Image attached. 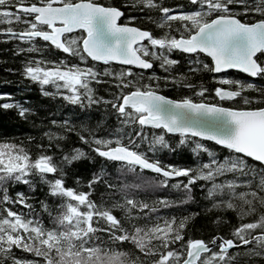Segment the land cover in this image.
I'll return each mask as SVG.
<instances>
[{"label":"snow or ice","instance_id":"snow-or-ice-1","mask_svg":"<svg viewBox=\"0 0 264 264\" xmlns=\"http://www.w3.org/2000/svg\"><path fill=\"white\" fill-rule=\"evenodd\" d=\"M187 4L184 10L164 0H0V41L20 42L13 55L25 56L21 77L38 85L42 96L82 112L102 105L116 121L113 131L99 136V124L52 119L57 131L42 132L47 142L36 143L34 153L0 143V264L264 261V0ZM145 22L159 34L140 26ZM173 53L185 61L183 72ZM154 62L163 75L152 70ZM233 70L248 79L229 75ZM205 74L212 88L205 86ZM94 85H105L108 95H98ZM10 96L0 93L9 98L0 109H15L22 119L34 114ZM68 133L113 162L114 176L101 167L85 181L70 177L65 165L85 152L64 151L60 142ZM187 145L194 157L207 159L180 166L157 158L162 150ZM198 181L207 182L198 186L209 209L235 214L237 223L226 234L193 236L190 222L197 213L157 215L173 201L147 198L170 186L183 196L175 203L183 204L192 200ZM210 223L228 220L218 215Z\"/></svg>","mask_w":264,"mask_h":264},{"label":"trees","instance_id":"trees-1","mask_svg":"<svg viewBox=\"0 0 264 264\" xmlns=\"http://www.w3.org/2000/svg\"><path fill=\"white\" fill-rule=\"evenodd\" d=\"M113 3H120V0H110ZM166 6L173 7L176 5H182L184 10H187L189 5L187 0H164ZM125 13L128 14V10L124 9ZM132 15L142 16L145 12H140L133 10ZM152 15L153 13H147ZM141 27L149 28L153 34H159V29L151 23L145 22L140 25ZM13 27H19L13 25ZM19 44L18 41L9 40L7 42L0 41V93H10V100L20 103L23 107L32 109L34 114H28L26 118H20L15 109H0V143L8 142L19 144L22 147L35 152L34 145L36 143H46V138H42L41 133L51 129L52 131H57V128L50 125L48 122L52 119L63 120L65 117L70 118L73 122H79L81 120H87L88 125L91 127L95 124H99L95 134L99 136H104L114 130L116 127L115 119L105 112L103 106H93L90 111L85 110L82 112L79 107L65 104L60 98L45 97L40 94L39 87L33 82H29L27 79L21 77L20 75V61L25 58L24 54L13 55V44ZM25 46V45H20ZM28 55H38V54H28ZM60 55V53H56ZM173 58L180 59L181 64L179 66V71L183 72L185 67V61L182 59L179 53H173ZM102 67V65H101ZM6 69H14L15 71H6ZM157 73V75H163L164 73L159 69L154 67L152 69ZM229 75H235L236 78L248 79L245 75L230 71ZM195 77L193 82H195ZM205 86L212 88L214 85L211 80L208 79L207 75H204ZM260 83V81H256ZM97 90L98 95L107 96L108 94L103 91L105 85H94ZM46 90L52 91V89L46 86ZM165 95H173L169 90L164 91ZM248 95H254L252 92H248ZM9 102V98H0V103ZM110 111V110H109ZM51 114V115H50ZM102 121V123H101ZM151 131V132H150ZM134 134V133H133ZM148 134L151 136L152 130L148 129ZM29 137L32 139L29 140ZM64 151H69L72 148H80L85 152V156L79 158L78 160L72 161L71 164L65 165L69 176L78 175L81 177L82 181H85L91 176L93 172L98 171L99 168L105 167L109 175H113L116 172V166L113 162H104L90 151V148L86 144L79 142L77 137L73 133H68L66 139L60 142ZM124 143H127L125 140ZM213 151H217V148L210 144L208 145ZM191 145L181 146L179 148H174L172 152L167 150H162L157 154V158L161 160L162 163H171L180 166H192L197 160L203 161L207 159L206 154L200 153L197 156H193L190 151ZM61 155L63 153H60ZM70 154V153H69ZM147 175H154L153 173L147 172ZM183 179V178H174ZM69 184L72 183L71 180L67 181ZM174 182L170 180L169 184ZM201 183H207L204 181H198L197 184L192 185V200L187 201L183 204H177L175 201L179 198L182 199V193L177 189H172L170 186L155 189L154 191L148 193L147 198L150 200H155L156 197L166 196L173 203L167 208H157V215L161 216H171V215H184L186 213H197V215L190 222V227L192 229L193 236H199L201 233L205 238L213 235L216 231H219L222 235L226 234L229 227L235 226L237 223L235 214L232 211L220 212L216 209H209L210 204L209 199H205L204 189L200 188L198 185ZM17 191H25V186L17 185L15 187ZM84 190H87L86 188ZM102 187L99 188L94 195L93 199L99 196V192L102 191ZM11 192V188H10ZM43 196V192L40 190L39 185L36 188V199L39 200ZM34 207L39 211V207L34 202ZM119 214L118 212L116 213ZM221 216L222 218H227V224L213 225L210 222L216 218V216ZM254 217H249L252 219ZM18 256L24 258H32L30 254H26L16 250ZM256 264H264V261L257 260Z\"/></svg>","mask_w":264,"mask_h":264},{"label":"flooded vegetation","instance_id":"flooded-vegetation-1","mask_svg":"<svg viewBox=\"0 0 264 264\" xmlns=\"http://www.w3.org/2000/svg\"><path fill=\"white\" fill-rule=\"evenodd\" d=\"M105 2H109V0H105Z\"/></svg>","mask_w":264,"mask_h":264},{"label":"bare ground","instance_id":"bare-ground-1","mask_svg":"<svg viewBox=\"0 0 264 264\" xmlns=\"http://www.w3.org/2000/svg\"><path fill=\"white\" fill-rule=\"evenodd\" d=\"M151 132V131H150Z\"/></svg>","mask_w":264,"mask_h":264},{"label":"water","instance_id":"water-1","mask_svg":"<svg viewBox=\"0 0 264 264\" xmlns=\"http://www.w3.org/2000/svg\"><path fill=\"white\" fill-rule=\"evenodd\" d=\"M235 71V70H234Z\"/></svg>","mask_w":264,"mask_h":264}]
</instances>
